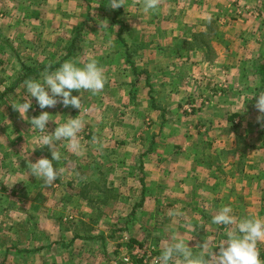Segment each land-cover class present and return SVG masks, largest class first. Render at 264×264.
<instances>
[{"label":"rangeland","instance_id":"374dc122","mask_svg":"<svg viewBox=\"0 0 264 264\" xmlns=\"http://www.w3.org/2000/svg\"><path fill=\"white\" fill-rule=\"evenodd\" d=\"M175 1L0 0L4 87H11L23 71L22 63L36 71L0 103V131L13 132L9 135L13 141L2 139L3 150L12 152L11 158L0 155V168L9 165L13 172L12 184L4 181L0 189L6 185L10 190L24 179L26 185L18 190L28 202L16 204L17 190L12 187L14 193L8 200L13 214L0 212V264L12 260V247L32 252L34 264H74V249L79 248L72 241L74 230L101 235L127 226L135 207L123 204L122 199L141 196L146 181L144 158L156 148L154 136L173 133L178 124L163 122L164 109L151 110L152 85L139 92L136 75L129 72L134 65L142 71L145 58L146 66L163 68L165 57H185L184 50L193 51L188 57H264V0H208L206 29L198 37L188 35L192 31L184 22L169 21L171 12L181 10V3L176 6ZM216 3L223 5L216 14L221 24L220 17L215 20ZM198 11L187 14L190 23H202ZM154 17L157 24L151 23ZM174 33L184 39L183 44L173 45L178 40L171 38ZM10 45L13 51L7 53ZM70 46L72 55L65 59ZM103 51L105 57H115L109 65L96 61ZM150 57H157L152 64ZM59 63L61 68H53ZM156 114L159 124L153 127ZM74 214L87 215V220H74ZM232 229L227 227L236 234L231 243L240 249L227 247L230 252L221 256L197 254L189 250L186 239L182 245L187 247L185 261L264 264L262 228V238L249 229L240 235V230ZM121 235L114 233L112 242L116 244ZM169 237L124 239L119 253H101L98 264H165L167 260L182 264L169 254L167 259L162 257L161 252L176 242ZM125 256L131 257L130 263L123 260Z\"/></svg>","mask_w":264,"mask_h":264},{"label":"crops","instance_id":"0c3cea01","mask_svg":"<svg viewBox=\"0 0 264 264\" xmlns=\"http://www.w3.org/2000/svg\"><path fill=\"white\" fill-rule=\"evenodd\" d=\"M180 3L181 10L171 12L169 21L175 18L176 25L184 22L183 26L192 31L189 36L204 33V21L208 18L206 12L210 7L208 0L175 1L176 6ZM214 8L216 16L223 5L216 3ZM217 8H220L219 11ZM193 10H199L198 16L204 19L202 23L187 20V14ZM217 17H220L221 24V16H216L215 20ZM89 18L86 19L87 23ZM156 22L154 17L151 23ZM179 36L178 33L173 34L171 38L178 39L173 45L184 43ZM153 43L150 45L153 46ZM187 44L193 45V42L188 41ZM164 45L170 46L169 43ZM9 47L7 53L14 48L13 45ZM104 52L96 61L109 65L110 58L115 57H105ZM182 53L185 57H165L163 68L146 66L148 63L144 58L142 71L138 70L137 65L129 70L130 76L136 75L135 84L139 92L152 85L151 110L157 113L159 109H164L163 122L176 121L178 124L173 133L158 132L154 136L156 148L144 158L146 181L145 186L142 185L141 196L122 199L123 204L135 207L127 226L101 235L95 231L87 233L90 230L83 233L74 230L72 241L79 245L74 249V264H98L103 254L111 256V253H119L120 244H124L122 240L130 237L138 241L146 237L170 236L176 242L168 245L170 247H166L164 253L161 252L162 257L164 255V259H167L169 254L176 261L189 264L184 258L187 252L184 248L187 247H182L186 239L192 253L212 252L221 256L230 252L227 247L240 249L233 247L231 239L236 234L229 232L227 227H236V230H240L238 235L248 229L252 233L257 232V237L263 235L260 229L264 233V75L260 68L264 64V57H188L192 50ZM156 58L150 57L149 62L152 64ZM4 63L0 60V65ZM124 67H127L125 62L122 63ZM90 70L95 74L94 67ZM20 73H17V78ZM4 80L0 78V103L15 91V88L11 89L12 85L4 87ZM189 99L196 109L190 115L184 110ZM156 116L153 127L159 124V115ZM2 120L7 122L6 119ZM9 135H13V132L8 129L0 131V155L7 159L11 158L12 152L3 150L6 145H2V139L13 141ZM164 142L166 146H160ZM12 175L9 165L2 164L0 183L6 181L12 184L9 182ZM17 184L12 185L17 190L16 204L24 206L28 202L18 189H22L26 181L21 179ZM12 187L8 190L6 185H2L0 189V212L13 214L12 202L8 200V195L14 193ZM74 220L85 221L87 215L74 214ZM243 223L244 226L239 227ZM117 232H122V235L115 244L112 241ZM9 254L13 258L7 264H34L31 262L32 252L12 247ZM62 255L66 256L64 253ZM260 257H264V252ZM165 264H168V260Z\"/></svg>","mask_w":264,"mask_h":264},{"label":"trees","instance_id":"16d2710c","mask_svg":"<svg viewBox=\"0 0 264 264\" xmlns=\"http://www.w3.org/2000/svg\"><path fill=\"white\" fill-rule=\"evenodd\" d=\"M82 26H83V23L78 26L79 29H81ZM197 36L198 35H195V37H197ZM73 43H74L73 46H75L76 40H74ZM73 46H70L69 48H67V50H68L67 54H69V55H67L68 57H65V59L69 58V56L71 57V55H72L71 49H73ZM64 62H65V60L63 59L62 63H64ZM60 66H62L61 63H59L57 67H53V68H61ZM22 68H23V71H21V73L19 74V77L14 81L11 89L15 88L19 84L27 83V81L30 80L31 77L36 72L34 67L28 66L27 64H24V63H22ZM44 68H46V67H44ZM53 68H50V69H53ZM260 70H261V74L264 75V64H263V66H261ZM195 111H196V109H195ZM134 262L137 263V260H135Z\"/></svg>","mask_w":264,"mask_h":264},{"label":"built area","instance_id":"2783aa9c","mask_svg":"<svg viewBox=\"0 0 264 264\" xmlns=\"http://www.w3.org/2000/svg\"><path fill=\"white\" fill-rule=\"evenodd\" d=\"M184 110L187 112V113H190V114H194L195 112V106L193 105V103H190V102H186L185 105H184ZM124 261L130 263L131 262V257H127L125 256L123 258ZM158 261V260H157Z\"/></svg>","mask_w":264,"mask_h":264}]
</instances>
